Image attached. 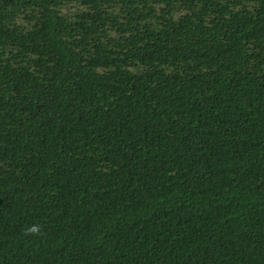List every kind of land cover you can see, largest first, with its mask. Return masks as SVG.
<instances>
[{
	"label": "trees",
	"instance_id": "1",
	"mask_svg": "<svg viewBox=\"0 0 264 264\" xmlns=\"http://www.w3.org/2000/svg\"><path fill=\"white\" fill-rule=\"evenodd\" d=\"M0 264H264V0H0Z\"/></svg>",
	"mask_w": 264,
	"mask_h": 264
},
{
	"label": "clouds",
	"instance_id": "2",
	"mask_svg": "<svg viewBox=\"0 0 264 264\" xmlns=\"http://www.w3.org/2000/svg\"><path fill=\"white\" fill-rule=\"evenodd\" d=\"M39 226L38 225H31L28 229H27V231L29 232V233H33V234H36V233H38L39 232Z\"/></svg>",
	"mask_w": 264,
	"mask_h": 264
}]
</instances>
